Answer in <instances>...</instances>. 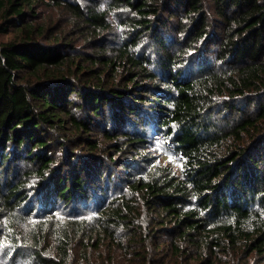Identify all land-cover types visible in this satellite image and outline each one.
<instances>
[{
  "label": "trees",
  "instance_id": "16d2710c",
  "mask_svg": "<svg viewBox=\"0 0 264 264\" xmlns=\"http://www.w3.org/2000/svg\"><path fill=\"white\" fill-rule=\"evenodd\" d=\"M81 2L0 0V243L27 238L41 264H80L77 245L86 264H115L100 245L130 264H264V0Z\"/></svg>",
  "mask_w": 264,
  "mask_h": 264
},
{
  "label": "rangeland",
  "instance_id": "374dc122",
  "mask_svg": "<svg viewBox=\"0 0 264 264\" xmlns=\"http://www.w3.org/2000/svg\"><path fill=\"white\" fill-rule=\"evenodd\" d=\"M82 1L81 3L83 4V6H96L97 4L99 7H107V2L109 0H80ZM50 17L48 19V23L51 26H58L59 28H61V30H63L64 28H68L69 24L67 22L66 14L60 10H54L52 13H49ZM111 18V16H110ZM119 18V17H118ZM114 20H117V17H114ZM119 22V21H118ZM120 24L119 26H117V33L118 36L119 34L121 35L122 32L120 30ZM9 36V35H8ZM7 36V37H8ZM80 46H82L84 44V39H80L79 41ZM88 43H85V47H83V50H88ZM155 48L152 49V52H154ZM97 136V135H96ZM156 145L154 147V149L156 150V154L160 157H162L164 159L163 163L165 164H171L176 166L175 162H178L179 164L182 165V160L180 158L179 155L176 154V151L174 149V147L172 148L170 143L166 144L165 140H155ZM159 153V154H158ZM168 159H172L174 161V163H172L171 161H168ZM177 166H180L177 164ZM17 170H19V168H21V164H19L17 167ZM36 192L39 193L40 192V188L36 189ZM76 220H82L85 219V223L82 227H80L81 230H83V233H76L74 234V236L85 240L87 242L88 240V236L91 235L95 229V224L93 223V221L91 219H88L87 217L84 216H79V217H75ZM67 221H65V218L61 219L60 222L58 223H54L56 224V228L59 231V226L61 223H65ZM31 227H35L37 229L38 232L41 231V229H38L37 227V222H31ZM30 224L28 226V228L30 227ZM24 237V236H23ZM76 237H74L73 242H78V240H76ZM46 241H43L41 243V250L44 251V253L49 255V260H52L53 258L51 256H57L60 254V248H58V246L55 244V242L53 241L55 239V235L53 232L51 231H47L46 234ZM25 239V247L23 248L21 247L20 250H15V251H9V248L7 247V245L4 242L0 243V261L1 264H41L40 260L38 258H34L32 259L31 257V246L32 243L30 242V240H27V238ZM94 241V240H92ZM8 244V243H7ZM99 249L107 255V257L112 254L111 259L114 260L115 264L118 263H122V264H130V262L128 261V258L126 256H124V259H122L123 257H121L120 252L117 251L115 248H107L106 246H102L100 245ZM51 255V256H50ZM72 255H73V260L74 261H78L80 262V264H86V258L83 256V254H81V250L80 247L77 245L73 250H72ZM89 255H90V259L91 261L95 264L97 263V251L91 249L89 251ZM101 259L99 258V263H100ZM107 264H110L109 262Z\"/></svg>",
  "mask_w": 264,
  "mask_h": 264
},
{
  "label": "clouds",
  "instance_id": "9594fccd",
  "mask_svg": "<svg viewBox=\"0 0 264 264\" xmlns=\"http://www.w3.org/2000/svg\"><path fill=\"white\" fill-rule=\"evenodd\" d=\"M177 154V153H176ZM177 155H179V154H177ZM180 156V158H181V160H182V155H179Z\"/></svg>",
  "mask_w": 264,
  "mask_h": 264
}]
</instances>
